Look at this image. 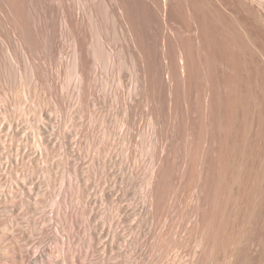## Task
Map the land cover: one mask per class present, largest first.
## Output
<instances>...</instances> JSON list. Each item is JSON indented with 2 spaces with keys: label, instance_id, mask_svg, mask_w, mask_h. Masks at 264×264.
I'll list each match as a JSON object with an SVG mask.
<instances>
[{
  "label": "rangeland",
  "instance_id": "374dc122",
  "mask_svg": "<svg viewBox=\"0 0 264 264\" xmlns=\"http://www.w3.org/2000/svg\"><path fill=\"white\" fill-rule=\"evenodd\" d=\"M77 44L91 60L81 91ZM139 57L149 63L145 89ZM152 98L164 114L159 146L147 132ZM128 106L137 131L124 122ZM190 136L193 149L204 137L202 155L187 157ZM160 146L166 177L153 210ZM48 166L60 174L54 189L84 209L79 240L67 245L80 264H264V0H0V194L17 178L47 183ZM73 170L85 176V202L73 195ZM50 203V229L68 239L60 202ZM90 222L101 236L94 251ZM56 246L44 255L59 259Z\"/></svg>",
  "mask_w": 264,
  "mask_h": 264
},
{
  "label": "bare ground",
  "instance_id": "6f19581e",
  "mask_svg": "<svg viewBox=\"0 0 264 264\" xmlns=\"http://www.w3.org/2000/svg\"><path fill=\"white\" fill-rule=\"evenodd\" d=\"M123 8H124V6H123ZM127 8V7H126ZM132 10H133V8H132ZM131 10V12L132 13H134L136 16H135V18L137 17V14L134 12V11H132ZM127 12H130L129 10H126ZM138 13V12H137ZM124 14H126V12L124 13ZM128 15V14H127ZM129 15H130V13H129ZM127 16V17H130V16ZM132 15V14H131ZM139 15V14H138ZM126 17V18H127ZM134 17V16H133ZM134 18V19H135ZM138 20H139V17L137 18ZM129 20V18L127 19V21ZM133 20V19H132ZM138 20H136V21H138ZM134 21V20H133ZM68 22V21H67ZM134 23V22H133ZM135 24H137V23H135ZM129 25V24H128ZM130 26H128V28H129ZM131 27H132V25H131ZM131 27H130V29H131ZM134 27V26H133ZM137 27V26H136ZM134 29V28H133ZM127 30H129V29H127ZM135 31V30H134ZM137 31V30H136ZM131 32H132V30H131ZM134 33V32H133ZM135 33H138V32H135ZM139 35H140V37H141V34L140 33H138ZM135 35V34H134ZM130 36V35H129ZM133 35H132V33H131V37H132ZM130 37V38H131ZM135 37V36H134ZM137 37H139L138 35H137ZM132 39V38H131ZM136 40H137V38H135ZM139 39V38H138ZM133 40H134V38H133ZM140 40H141V38H140ZM140 40H138V41H140ZM79 42V41H78ZM134 42H136V41H134ZM142 42V41H141ZM79 44V43H78ZM77 44V56H76V69H77V75L79 76V79H80V83H79V88H80V91L81 90H83V85L89 80V78H90V72H91V70H90V65H89V61H91V60H87L85 57H84V54L86 53H84V51H83V46L82 47H80V45H78ZM133 44H135V43H133ZM137 44H139V43H137ZM140 44H143V42L142 43H140ZM135 46V45H134ZM139 49H141V48H139ZM138 49V50H139ZM143 50H144V48H143ZM143 50H141V52L143 51ZM136 51H137V49H136ZM76 53V52H75ZM143 53H145L146 54V52H143ZM141 54V53H140ZM145 54H144V56H145ZM138 55H139V53H138ZM97 56V55H96ZM136 56H137V54H136ZM147 56V55H146ZM88 57V56H87ZM142 57V56H141ZM141 57H139L140 59L139 60H141V64H140V66L142 67H140L141 69V76H142V78H141V76H139L141 79H143V81L141 80L140 82L142 83V86H144V88L143 89H145V87L146 86H148L147 84V81L149 80L148 79V75H150V73H149V67H148V65H149V63H147V60L143 57L142 59H141ZM148 58V57H147ZM92 63V62H91ZM93 64V63H92ZM92 67H94V66H92ZM170 67H172V66H170ZM170 68L168 67V69L167 70H169ZM173 69V68H172ZM172 69H170V71H172V72H170V75L172 76V79H173V76H174V74L172 75V73H173V70ZM175 70V69H174ZM177 70H175L174 72H176ZM167 72V71H166ZM167 74H169V71H168V73ZM166 74V77L168 76ZM176 74V73H175ZM139 75V74H138ZM170 76V77H171ZM176 76V75H175ZM169 78V77H168ZM138 79V78H137ZM140 80V79H139ZM171 80V79H170ZM175 80H176V77H175ZM172 81V80H171ZM174 81V80H173ZM173 81H172V84H174L175 83V81H174V83H173ZM139 83V82H138ZM152 83V82H151ZM172 84H170V85H172ZM149 85H151V84H149ZM172 87V86H171ZM136 89V88H135ZM135 91H137V90H135ZM143 92V91H142ZM134 93H136V92H134ZM145 93H147V90L145 91ZM144 93V94H145ZM146 96V95H145ZM148 96V95H147ZM153 96V95H152ZM155 96V95H154ZM122 98V97H121ZM143 98H144V96H143ZM148 98H150V97H148ZM156 99H157V97H156ZM155 99V100H156ZM177 103V101H176V99H175V101L174 102H172V104L173 103ZM161 103H159V102H156V101H154V99L152 98L151 100L149 99V105H148V107L147 108H149V115L150 116H148V114H146L148 117H151V119H150V123H148L149 125H150V127H149V131L147 130V132L149 133L148 135L150 136L149 138L151 139V136H152V139H151V141H153V139H154V141L155 142H159L160 140H158L157 141V138L159 139L160 138V136H158L157 137V135H158V132H160L162 129V127L160 128V131H159V126L162 124L161 122H162V120H163V118H164V114H163V112H162V110H163V108H162V106L160 105ZM129 105V104H128ZM174 105V104H173ZM172 106V105H171ZM170 106V107H171ZM176 106H177V104H176ZM169 107V108H170ZM173 107H171L170 109H172ZM174 108H176L175 106H174ZM87 110V109H86ZM135 110H137V109H135ZM174 110V109H173ZM175 110H178L177 108L175 109ZM174 110V111H175ZM124 111V110H123ZM87 112V111H86ZM127 113L126 114H128V116L126 115V117H127V120L126 121H124L125 123H126V126L128 127V129L129 130H131V129H133V131L136 129V131H137V128H138V126H136L137 128H135V121L136 120H134V116H135V114H134V108L133 107H129L128 106V110L126 111ZM147 112H148V110H147ZM169 112H171V111H169ZM84 113V112H83ZM173 114H174V112H172ZM171 113V114H172ZM145 114V113H144ZM169 115V114H168ZM85 116V115H84ZM167 116V115H166ZM172 116V115H171ZM88 117V116H87ZM135 117H137V116H135ZM142 117V116H141ZM83 118V117H82ZM138 118V117H137ZM167 118V117H166ZM172 119V118H171ZM164 120H166V119H164ZM174 120V119H173ZM169 121V120H168ZM168 121H165V122H168ZM84 122V121H83ZM143 122V121H142ZM172 122V121H171ZM170 122V124H175L174 122H172L171 123ZM62 124V123H61ZM147 124V123H146ZM166 123H164L163 122V125H165ZM138 125V124H137ZM88 126V125H87ZM145 126V125H144ZM172 126V125H171ZM170 126V127H171ZM176 125H174V127H175ZM81 127V126H80ZM61 128V130L64 128H62V127H60ZM77 128V127H76ZM87 128V127H86ZM88 129V128H87ZM164 129V128H163ZM171 129H173V127H171ZM176 129V128H175ZM64 130V129H63ZM140 130V129H139ZM177 130V129H176ZM92 131V130H91ZM132 131V130H131ZM130 131V132H131ZM62 132V131H61ZM61 132H60V135H61ZM83 132V131H82ZM140 132H141V130H140ZM144 132H146V131H144ZM146 132V133H147ZM162 132H164V131H162ZM170 132H172L171 133V135L173 134V132L174 131H169V133ZM83 133H85V132H83ZM168 132H167V134H168V136L170 135ZM50 134V133H49ZM62 134H63V132H62ZM128 135H130V137H131V134H129V133H127ZM135 134V133H134ZM140 134H142V133H140ZM145 134V133H144ZM161 134V133H160ZM174 134H175V132H174ZM177 134V133H176ZM176 134H175V136H176ZM190 135H191V133H189ZM188 134V135H189ZM67 136H68V134H66ZM127 135V136H128ZM163 135V134H162ZM67 136H65V137H67ZM166 136V135H165ZM166 137L167 139L169 138V137H171L172 138V136H169V137ZM174 136V137H175ZM192 136H194V134H192ZM61 137V136H60ZM64 137V136H63ZM139 137V136H138ZM44 138V137H43ZM68 138V137H67ZM81 138V137H80ZM165 138V137H164ZM165 138V139H166ZM171 138H169V139H171ZM189 138V137H188ZM198 138V137H197ZM204 138V137H203ZM201 136H200V138L199 139H201L202 140V142H203V139ZM48 139V138H47ZM61 139V138H60ZM70 139V138H69ZM79 139V138H78ZM127 139H128V137H127ZM134 139V138H133ZM173 139V138H172ZM171 139V140H172ZM193 138L190 136V140L188 141L189 143L187 144V142H185V146H184V148L185 147H188V148H186L187 149V154H186V149L184 150L185 151V154L187 155V157L189 158V157H191V156H194L193 154L194 153H198L197 151L199 150V151H202V150H200V147L201 148H203V147H205V141H204V143H202L200 140V144H202V146L199 144V142H198V146H200L199 147V149H197V148H195V149H193L194 147L192 146V144H193V140H192ZM64 140V139H63ZM67 140V139H66ZM75 140V139H74ZM73 140V141H74ZM90 140V139H89ZM126 140V139H125ZM170 140V141H171ZM187 140V139H186ZM194 140H195V137H194ZM42 141H44V140H42ZM49 141H51V139L49 140ZM60 141H62V139L60 140ZM72 141V140H71ZM153 141V142H154ZM198 141V140H197ZM52 142V141H51ZM63 142V141H62ZM75 142V141H74ZM77 142V141H76ZM152 142V143H153ZM168 142V141H167ZM172 142H173V140H172ZM195 142H196V140H195ZM41 143V142H40ZM61 143V142H60ZM58 144V146H60V145H63L64 143L66 144V143H68V142H65L64 141V143H62V144ZM72 142H70V144H71ZM151 142H150V145L152 144ZM163 143V142H162ZM43 144V143H42ZM51 144H53V143H51ZM65 144L63 145V146H65ZM73 144V143H72ZM72 144H71V146H72ZM44 145H45V143H44ZM46 145H49V144H46ZM68 145H69V143H68ZM74 145H76V144H74ZM84 146H85V144H83ZM82 145V146H83ZM154 145V144H153ZM150 146V148L152 149V147L154 148V146ZM158 146H159V143L157 144ZM160 145H161V143H160ZM167 145V144H166ZM164 146V148L165 147H169L168 145L167 146ZM187 145V146H186ZM189 145V146H188ZM196 145V146H197ZM41 146V145H40ZM50 146H53V145H50ZM49 146V147H50ZM63 146H62V148H63ZM92 146V145H91ZM158 146H156V147H158ZM45 147V146H44ZM43 147V148H44ZM61 147V146H60ZM59 147V148H60ZM66 148L68 147V146H65ZM64 147V148H65ZM93 147V146H92ZM161 147V152L163 153V157H159L158 158V156H157V159H158V161H159V164H158V167L156 166V168L153 170V172H151L152 173V175H151V177H150V180H149V185H150V188L148 189L149 190V192H148V196H147V203H149L148 205H151L152 207L151 208H153V210H155L156 209V207H157V205H159V204H157L158 203V200H160V194H161V179H162V177L164 178V177H166V176H163V175H165L166 173H165V163H164V160L165 159H163L164 158V155L166 154L167 155V152L165 153V149L163 148V146H160ZM43 148L41 149L42 151H43ZM61 148V149H62ZM77 148V147H76ZM75 148V149H76ZM175 148V147H174ZM173 147H172V151H170L168 154H170L171 152H173V149H174ZM177 148V147H176ZM47 149H49L48 147H47ZM67 149H69V147L67 148ZM157 149V148H156ZM168 149V148H167ZM65 150V149H64ZM70 150V149H69ZM68 150V151H69ZM85 150V149H84ZM107 150V149H106ZM171 150V149H170ZM46 151V150H45ZM48 151V150H47ZM51 151V150H50ZM56 151H58V150H56ZM81 151V150H80ZM167 151V150H166ZM44 152V151H43ZM70 152V151H69ZM69 152H67V153H69ZM204 151H202V152H199V154H201V153H203ZM49 154L51 153H53L52 151L51 152H48ZM153 153V152H152ZM42 154V153H41ZM47 154V153H46ZM48 154V155H49ZM50 154V155H51ZM63 154H65V152L63 153ZM84 154V153H83ZM155 154H156V152H155ZM160 154V153H159ZM42 155H44V154H42ZM48 155H45V156H47V158L48 159H50L49 157H50V155L48 156ZM53 155V154H52ZM66 155V154H65ZM69 155H72V153H69ZM68 155V156H69ZM157 155V154H156ZM174 155V154H173ZM186 155L184 156V158L186 157ZM202 155V154H201ZM201 155H200V157H201ZM67 156V157H68ZM75 156V155H74ZM77 156V155H76ZM168 156H171V155H168ZM167 156V157H168ZM54 157V156H53ZM66 157V156H65ZM64 157V158H65ZM66 157V158H67ZM73 157V156H72ZM151 157H152V155H151ZM167 157H165V158H167ZM174 157H176V156H174ZM187 157H186V159H187ZM199 157V156H198ZM197 157V158H198ZM200 157H199V159H200ZM65 158V159H66ZM75 158V157H74ZM156 158V157H155ZM155 158H154V161H156L155 160ZM67 159H69V157L67 158ZM51 160V159H50ZM60 160V159H59ZM191 160H192V158H191ZM196 160V159H195ZM63 161H65V160H63ZM69 161V160H68ZM184 161H186V160H184ZM199 161H202V160H199ZM198 161V162H199ZM153 162V161H152ZM157 162V161H156ZM181 162H183V161H181ZM79 163H81L80 161H79ZM95 163V162H94ZM158 163V162H157ZM164 163V164H163ZM185 165H186V163H187V161H186V163L185 162H183ZM194 163V162H193ZM53 164V163H52ZM52 164H50L49 166H51ZM63 164H65L66 166H67V164L68 163H66V162H64ZM62 164V165H63ZM93 164V163H92ZM190 164V163H189ZM70 165V164H69ZM155 165V164H154ZM181 165V164H180ZM193 165V164H192ZM49 166H48V168H49ZM72 166H74L73 164H72ZM135 166H136V164H135ZM189 166V165H188ZM196 166V165H195ZM53 167V166H52ZM65 167V166H64ZM69 167H71V166H69ZM68 167V168H69ZM75 167H77V166H75ZM75 167H74V169H75ZM140 167V166H139ZM54 168V169H53ZM53 168H49L48 170L47 169H45L46 171H47V173L49 174V180H47V183L45 182H43L42 180V182H40V183H38V182H36V183H33V182H29V181H26L25 179L23 180H21V179H19V178H17L16 180H17V184H16V182H15V184L16 185H14V184H9V182L7 181V182H5V183H8L7 184V187L4 189L5 191H4V193L3 194H0V264H80V263H82L81 262V257H79V255L78 254H75L74 252H71V251H68L67 252V245H72V247H74L73 245H75L76 243H77V241L79 240V235H80V233L82 232V230H83V228H82V226L80 225V214H82V213H84V209H82L81 207H79L78 205H76L74 202H73V200L75 199V198H73V200L72 201H70V199H69V197L66 195V193H63V191L61 192V191H58L59 189L56 187L55 189H54V182H55V180H54V178L55 177H57V178H59V175L58 176H56V171L54 172V170H55V167H53ZM62 168H63V166H62ZM73 168V167H72ZM147 168V167H146ZM184 168H186V166L184 167ZM184 168H183V170H184ZM197 168H198V166H197ZM44 169V168H43ZM42 169V170H43ZM61 169V168H60ZM66 167H65V171H66ZM71 169V168H70ZM77 169V168H76ZM136 169V168H135ZM19 169H17V171H18ZM41 170V169H40ZM40 170L38 171V174H39V172H40ZM44 170V171H45ZM69 170V169H68ZM72 170V169H71ZM79 170V169H78ZM78 170H73L74 171V192H75V194H73V195H75V197H77L78 199H80V201L81 200H85V201H87L86 199H89L88 197H87V193H89V192H87V190L83 187V181H84V178H85V176H84V178H83V175H82V173H80V172H78ZM140 170V169H139ZM181 170V169H180ZM182 170V171H183ZM195 170V169H194ZM12 171V170H11ZM36 171V172H37ZM65 171H62V172H64V175H65ZM83 171H84V169H83ZM168 171H169V169H168ZM167 171V172H168ZM181 171V173L182 174H184L185 175V173H186V169H185V171H184V173ZM16 172V171H15ZM14 172V173H15ZM20 172V171H19ZM19 172H16V173H18L19 174ZM180 172V171H179ZM195 172H196V170H195ZM198 172V171H197ZM41 173H42V171H41ZM40 173V174H41ZM70 173H73V172H71L70 171ZM84 173V172H83ZM132 173V172H131ZM17 174V175H18ZM20 174H21V172H20ZM24 174H27V173H24ZM37 174V173H36ZM35 174V175H36ZM43 174H45V173H43ZM68 174L69 173H67V171H66V177L68 176ZM181 174V176L183 177V175ZM28 175H29V173H28ZM32 175V174H31ZM46 175V174H45ZM45 175H43V176H45ZM87 175V174H86ZM93 175H95V174H93ZM8 176H9V174H8ZM11 176V175H10ZM20 177H21V175H19ZM26 176V175H25ZM36 176H38V175H36ZM36 176H35V178H36ZM63 176V175H62ZM61 176V177H62ZM69 176H71L72 177V175H69ZM29 177V176H28ZM46 177H47V175H46ZM60 177V178H61ZM73 177H72V180H73ZM131 177V176H130ZM182 177H181V179H182ZM31 178H34V177H31ZM39 178H40V175H39ZM87 178V177H86ZM89 178V177H88ZM1 179V178H0ZM27 179V178H26ZM47 179H48V177H47ZM63 179H65L64 177H63ZM67 179V178H66ZM70 179V178H69ZM10 180V179H9ZM12 180V179H11ZM37 180V179H36ZM40 179H38V181H39ZM68 180V179H67ZM89 180V179H88ZM164 180V179H163ZM127 181V180H126ZM125 181V182H126ZM56 182H57V179H56ZM55 182V183H56ZM70 182V181H69ZM85 182V181H84ZM3 183V182H2ZM14 183V182H13ZM73 183V182H72ZM72 183H70V184H72ZM114 183V182H113ZM122 183V182H121ZM57 184V183H56ZM55 184V185H56ZM115 184V183H114ZM49 185V187H52V189L51 190H49L48 188H45V187H47ZM73 185V184H72ZM92 185V184H91ZM95 185V184H94ZM146 185V184H145ZM163 185V184H162ZM4 188V187H3ZM163 188V187H162ZM1 189V188H0ZM45 189H47V191H45ZM58 189V190H57ZM98 189V188H97ZM124 189V188H123ZM2 190V189H1ZM93 190V189H92ZM72 191V192H73ZM97 191V190H96ZM108 191V190H107ZM115 191V190H114ZM73 192V193H74ZM98 192V191H97ZM106 193V192H105ZM114 193V192H113ZM128 193H130V192H128ZM136 193V192H135ZM108 195H109V197L110 198H113L114 196L112 195V194H110V193H108ZM111 195L113 196V197H111ZM125 195V194H124ZM127 195V194H126ZM139 195V194H138ZM90 196V195H89ZM103 196V195H102ZM106 196V195H105ZM116 196V195H115ZM130 196V195H129ZM92 197V196H91ZM118 198V197H117ZM124 198V197H123ZM143 198V197H142ZM145 198V197H144ZM51 199H55L57 202H60L59 204V210H57L58 211V214H59V220H58V227L61 229V230H65V231H69V233H70V235L68 236V239H62V238H60V236H58L57 234H55L54 232H52V229H50V227H52L53 226V222L51 221V219H49L47 216H46V213H45V208L46 207H48V205H49V203H50V201H51ZM77 199V200H78ZM96 199V198H95ZM107 199V198H106ZM128 199V198H127ZM131 199V198H130ZM136 199H138V198H136ZM141 199V198H140ZM109 200V199H108ZM53 201V200H52ZM84 201V202H85ZM100 201V200H99ZM141 201V200H140ZM101 202V201H100ZM99 202V203H100ZM105 202V201H104ZM137 202V201H136ZM77 203V202H76ZM79 203V202H78ZM90 203H92V202H90ZM138 203V202H137ZM51 204V203H50ZM81 204V203H80ZM94 204H96L95 202H94ZM162 204V203H161ZM69 205H72L73 207H72V209H73V212L72 213H70V211L68 210V206ZM132 205H134V204H132ZM139 205V204H138ZM145 205V204H144ZM135 206V205H134ZM122 207V206H121ZM120 207V208H121ZM137 207V206H136ZM144 208V207H143ZM116 209V208H115ZM130 209V208H129ZM147 209V208H146ZM160 209V208H159ZM99 210H100V208H99ZM127 210V209H126ZM143 210V209H142ZM72 211V210H71ZM122 211H123V209H122ZM134 211H135V209H134ZM139 211V210H138ZM55 212V211H54ZM100 212V211H99ZM127 212V211H126ZM152 213H153V211H152ZM57 214V215H58ZM123 214V213H122ZM48 215V214H47ZM128 215V214H127ZM49 216V215H48ZM131 216V215H130ZM87 217V216H86ZM127 217V216H126ZM124 218V217H123ZM27 219H29V226L27 225V226H25L24 225V223L27 221ZM54 219V218H53ZM53 221H55V219L53 220ZM28 224V223H27ZM57 227V226H56ZM54 228V227H53ZM60 230V231H61ZM64 231V232H65ZM62 232V231H61ZM58 233H60L59 232V230H58ZM112 233V232H111ZM67 234V233H66ZM108 235V234H107ZM62 237V236H61ZM81 237V236H80ZM115 237H116V235H115ZM64 238V237H63ZM90 238H91V242H90V245H89V247H90V249H92L93 248V243L95 242V241H97V240H99V238H101V236H100V233L98 232V230H97V226H96V224L95 223H92V222H90ZM105 239V238H104ZM103 239V240H104ZM114 240V239H113ZM54 242V244H56L57 246L55 247L56 248V253H58V254H60V258L59 259H56V260H54V259H50V258H48V257H46L45 255H44V248H46V243L47 242ZM101 241V240H100ZM115 243V242H114ZM71 247V246H70ZM71 247V248H72ZM70 248V249H71ZM79 248V247H78ZM47 249V248H46ZM75 249V248H74ZM73 250V249H72ZM76 250V249H75ZM79 250V249H78ZM93 250V249H92ZM94 250H95V248H94ZM93 250V251H94ZM55 251V250H54ZM92 251V252H93ZM140 251V250H139ZM80 252H81V250H80ZM90 252V251H89ZM168 254H170L169 252H168ZM192 254V253H191ZM53 255V254H52ZM175 255H177V254H175ZM174 255V256H175ZM179 255V254H178ZM173 256V257H174ZM180 256V255H179ZM177 257V256H175L176 258H180V257ZM193 256V255H192ZM194 257V256H193ZM182 258V257H181ZM175 259V258H174ZM174 259H173V261H174ZM116 260V259H115ZM180 261V260H179ZM176 262V261H175ZM173 263V264H176V263ZM178 262V261H177ZM191 262V261H190ZM115 264V263H114ZM186 264H187V262H186ZM189 264V263H188Z\"/></svg>",
  "mask_w": 264,
  "mask_h": 264
}]
</instances>
